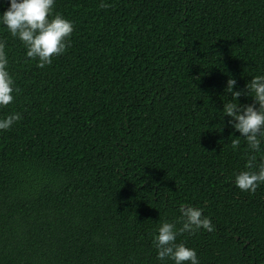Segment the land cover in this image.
Listing matches in <instances>:
<instances>
[{"label": "trees", "instance_id": "16d2710c", "mask_svg": "<svg viewBox=\"0 0 264 264\" xmlns=\"http://www.w3.org/2000/svg\"><path fill=\"white\" fill-rule=\"evenodd\" d=\"M55 12L73 32L43 68L0 25L15 88L0 118L20 116L0 131V264H162L154 231L187 205L214 225L176 237L200 264H264V183L234 184L264 151L233 148L222 116L252 103L227 79L246 91L264 74V0H55Z\"/></svg>", "mask_w": 264, "mask_h": 264}, {"label": "clouds", "instance_id": "9594fccd", "mask_svg": "<svg viewBox=\"0 0 264 264\" xmlns=\"http://www.w3.org/2000/svg\"><path fill=\"white\" fill-rule=\"evenodd\" d=\"M55 0H7V7L0 13V25L24 45L28 58L37 61V67L51 64L52 57L61 55L70 46L69 37L73 32V22L61 13H53ZM103 7L104 5L101 4ZM236 80L229 77L225 93L237 101L241 95L250 96L252 103L241 105L229 100L223 103L222 116L230 117L227 125L239 133L231 141L233 148L243 138L252 153H261L264 144V74L251 77L243 90H233ZM14 80L8 70V58L5 54V41L0 39V106L13 101ZM20 119L18 113L0 118V131L8 130ZM253 156L247 170L234 176V184L241 191H255L264 183V154L255 161ZM180 215L175 222L161 220L156 227L152 244L156 250V259L162 264H200L196 250L177 242L176 237L182 233L189 235L198 230L212 232L214 225L210 217L202 214V209L192 205L181 206ZM179 225V226H177Z\"/></svg>", "mask_w": 264, "mask_h": 264}]
</instances>
